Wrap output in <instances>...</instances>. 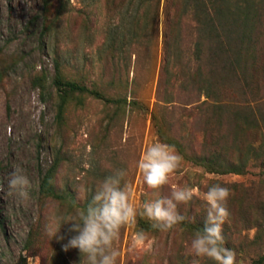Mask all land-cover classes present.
<instances>
[{
	"label": "rangeland",
	"instance_id": "1",
	"mask_svg": "<svg viewBox=\"0 0 264 264\" xmlns=\"http://www.w3.org/2000/svg\"><path fill=\"white\" fill-rule=\"evenodd\" d=\"M141 1H136V8ZM167 1L162 0L155 34L150 25L144 38L131 41L129 30L138 31V26L124 11L126 7L111 13L108 0H0V64L8 69L0 87V264H27L25 253L36 258L35 264H87L78 249L63 251L66 240L49 234L62 218L78 212L41 192L42 177L55 161L56 188L73 191L80 205L116 169H126L124 182L133 189L132 202L137 208L169 194L174 186H192L203 193L208 186L221 183L232 192L230 217L223 226L225 246L237 253L239 264H251L264 255V173L259 165H250L245 175L209 173L176 149L183 159L160 192L148 189L137 169L146 146L164 142L155 113L188 154L191 147L201 148L202 134L194 118L188 117L189 107L180 100H157ZM62 4L64 9L57 16ZM46 22L53 25L49 33ZM112 41L117 48L110 51ZM193 47L189 41L185 58L191 59ZM56 60L63 64L68 79L88 87L102 85L120 103L81 95L74 98L60 122L59 97L53 86ZM42 74L47 79L45 90L33 84ZM175 91L179 93L178 87ZM86 163L89 167H84ZM16 164L31 185L23 199L8 195V179ZM178 210L187 219L204 222L206 213L199 196ZM141 219L147 220L137 216L134 223L121 228L114 241L120 251L117 264L214 263L189 254L193 235L179 224L169 231H144L145 241L135 243L136 233L143 231L138 226ZM67 228L62 225L58 235Z\"/></svg>",
	"mask_w": 264,
	"mask_h": 264
},
{
	"label": "trees",
	"instance_id": "2",
	"mask_svg": "<svg viewBox=\"0 0 264 264\" xmlns=\"http://www.w3.org/2000/svg\"><path fill=\"white\" fill-rule=\"evenodd\" d=\"M136 1L108 0L111 13L126 7L124 11L138 26V31L134 27L129 30L131 41L144 38L150 25L155 34L162 6V0H142L136 8ZM49 5H46L47 11ZM63 9L62 4L57 16ZM164 13L165 56L157 100L184 102L190 109L188 117L194 118L200 129L202 140L201 148L191 147L188 154L185 145L170 136L166 124L157 121L155 113L161 139L209 173L245 175L252 164L259 165L264 173V0H168ZM192 22L195 24L190 34ZM52 29V23L46 22V32ZM189 41L194 42L191 59L185 58ZM116 48V42L112 41L110 51ZM205 49L208 52L205 53ZM62 65L56 60L53 79L59 97L60 122L74 98L81 95L106 103H120V99L110 97L102 85L96 83L88 87L68 79ZM4 66L0 64V87L8 73ZM33 84L45 90L47 79L39 75L33 79ZM57 168L55 161L42 177V194L71 210L86 208L91 198L80 205L73 191L56 188ZM179 225L194 235L202 230L204 222L186 218ZM138 226L146 232L158 231L145 219H141ZM251 264H264V255Z\"/></svg>",
	"mask_w": 264,
	"mask_h": 264
},
{
	"label": "clouds",
	"instance_id": "3",
	"mask_svg": "<svg viewBox=\"0 0 264 264\" xmlns=\"http://www.w3.org/2000/svg\"><path fill=\"white\" fill-rule=\"evenodd\" d=\"M43 107V106H41ZM42 131V128H37ZM183 157L174 145L156 141L146 148L137 161V169L144 184L154 192H160L169 184L170 176L180 167ZM84 167H89L86 163ZM8 179V195L23 199L28 195L30 181L23 174L19 164ZM126 169H116L106 176L96 187L86 208L74 215L62 218L60 224L49 234L62 244V250L78 249L87 264H117L120 251L114 247L120 230L134 223L137 216L147 218L154 229L169 231L185 221L180 214V205L189 204L194 197L203 201L204 226L196 231L190 240L189 254L195 258H207L214 264H239L237 253L225 246L223 226L229 220L228 200L231 189L221 183H214L203 193L192 186H174L169 194L158 195L137 208L132 202L133 189L125 183ZM83 189H81V192ZM62 225H68L66 233L58 235ZM147 238L144 231L137 232L135 243H143ZM27 264H35L36 258L25 253ZM197 264V261H194Z\"/></svg>",
	"mask_w": 264,
	"mask_h": 264
}]
</instances>
